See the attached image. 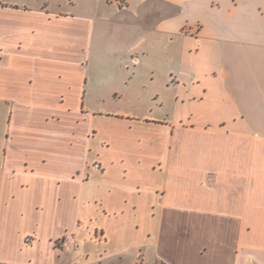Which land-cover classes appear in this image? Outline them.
<instances>
[{
    "label": "crops",
    "instance_id": "obj_1",
    "mask_svg": "<svg viewBox=\"0 0 264 264\" xmlns=\"http://www.w3.org/2000/svg\"><path fill=\"white\" fill-rule=\"evenodd\" d=\"M158 262L264 264V0H0V264Z\"/></svg>",
    "mask_w": 264,
    "mask_h": 264
},
{
    "label": "rangeland",
    "instance_id": "obj_2",
    "mask_svg": "<svg viewBox=\"0 0 264 264\" xmlns=\"http://www.w3.org/2000/svg\"><path fill=\"white\" fill-rule=\"evenodd\" d=\"M119 91H121V89H119ZM149 104H151V103H143L144 107H148ZM96 108H98L99 110L104 109V110H113V111H116V110L117 111H125V110L132 109V108H133V110H135L133 104L128 103L124 99H119V98H117L115 100H109L107 102V104H98V105H96ZM59 245H62L61 242L59 243ZM59 264H62V263H59ZM157 264H160V263L158 262Z\"/></svg>",
    "mask_w": 264,
    "mask_h": 264
},
{
    "label": "built area",
    "instance_id": "obj_3",
    "mask_svg": "<svg viewBox=\"0 0 264 264\" xmlns=\"http://www.w3.org/2000/svg\"><path fill=\"white\" fill-rule=\"evenodd\" d=\"M97 166H99V165L97 164Z\"/></svg>",
    "mask_w": 264,
    "mask_h": 264
}]
</instances>
